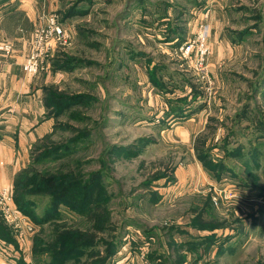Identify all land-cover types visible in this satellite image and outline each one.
Listing matches in <instances>:
<instances>
[{
  "label": "rangeland",
  "instance_id": "1",
  "mask_svg": "<svg viewBox=\"0 0 264 264\" xmlns=\"http://www.w3.org/2000/svg\"><path fill=\"white\" fill-rule=\"evenodd\" d=\"M10 1L0 7L8 3L13 7L20 5L16 0L14 4ZM147 1L146 8L152 11L161 2L184 10L182 21L188 22L180 24H185L187 30L179 46L177 40H165V26L146 28L142 24L143 17L150 16L143 8L138 9L137 0H45L46 5L44 1L37 5L34 0H24L39 10L45 5V14L71 9L77 2L88 10L87 15L62 23L67 43L50 53L37 76H29L42 80L43 87L95 99L63 114L44 109V114H35L33 121L28 120L36 123L35 127L15 131L12 138L20 144L12 142L2 151L0 166H7L8 162L17 166L7 183L1 178L0 186L10 187L14 194L19 173L27 171L31 176L34 171L67 168L81 160L82 174L105 168L99 181L108 194L106 206L111 213V226L102 237L120 241V252L113 264H264V146L251 138L246 118H239L245 110V117L264 112V83L256 93V82L264 75V0H203L200 9L185 0ZM179 12L176 10V15ZM9 25L8 16L3 21L0 42H8L14 48L4 33ZM201 25L208 26V34L212 32L206 41L209 54L203 69L196 64L197 48L190 55L183 49L196 40ZM246 29L249 32L239 39L238 34ZM31 42L34 44L33 35ZM137 52L144 53L152 66L163 67L166 82L187 85V81L198 88L201 95L192 105L194 111L174 118L170 107L171 116H167V97L186 95L190 88L183 91L176 87L167 96L157 92L147 74L148 59L138 57L136 61ZM66 54L82 62L74 63L73 69L54 70L56 58ZM66 125L94 129V134L67 154L34 163L38 140L45 138V145L52 149L77 135ZM19 135L25 140H20ZM203 135L207 147H214L218 155L225 143L228 149L243 147L245 154L260 147V167L254 166L252 173L261 177L262 189L240 187L230 176L216 181L196 154V142ZM34 138L36 141L30 142ZM112 147L116 149L109 156ZM127 150L135 156L128 157ZM218 155L225 158L224 154ZM31 167L33 171L29 170ZM243 177L246 185L251 183V176ZM47 203V199L39 201L38 213ZM1 216L7 222L0 211ZM75 217L64 213L59 223L72 226L70 220ZM208 220L215 230L194 224L202 225ZM90 226L86 223L83 228ZM10 227L20 250L0 242V264H17L21 256L27 264H35L32 246L40 228H23L22 232ZM43 228L47 234L52 231L50 225ZM215 235L220 240L218 245L226 244L224 248L212 247L207 255L204 243L191 238ZM94 248L97 258L83 248L81 262L72 260L69 264H95L111 251L103 244Z\"/></svg>",
  "mask_w": 264,
  "mask_h": 264
},
{
  "label": "trees",
  "instance_id": "2",
  "mask_svg": "<svg viewBox=\"0 0 264 264\" xmlns=\"http://www.w3.org/2000/svg\"><path fill=\"white\" fill-rule=\"evenodd\" d=\"M185 1L196 9H200L204 6L203 0ZM6 2H8V0H0L1 5ZM147 3V0H137L138 9L143 8L144 13H147L150 16L149 18L144 16L141 21L142 24H144L146 28L153 25L165 26V40L172 42L177 40V46H179L182 40L185 39L184 34H186L187 30L185 24L188 22V19L182 21L184 18V10L182 8L180 10V6L174 5L173 3L161 2L156 3L157 10L152 11L151 9L146 8ZM80 4L81 2H77L75 6L71 7V9H61L57 13L61 25L68 19L87 15L88 10L84 9ZM176 10L180 11L179 15H176ZM187 16L189 17V14ZM180 22H184V26H182ZM62 27L64 26L62 25ZM248 32L249 29L240 32L238 34L239 39ZM235 41L236 39H233V42ZM138 57L148 59V57L142 52L136 53V61H138ZM81 62L80 59L66 54L63 58L57 57L52 65L55 68L54 70L63 71L66 68L73 69L74 63ZM146 65L149 80L154 84V87L156 86L157 92L160 94L167 96V94L175 92L176 87H180L183 91H185L186 88H190V93H187L186 95L173 96L171 98L167 97L169 108L167 116H171L170 107L174 112V115L172 116L174 118L184 117L189 112H192V110L194 111V109H192L194 106L193 103L198 100V96H200L201 93L193 83L187 81V85H174L171 82L168 83L165 81V71L161 65L152 66V61L149 59ZM263 83L264 75H262L261 79L256 82V93L260 90V86H263ZM56 89L55 87L50 89L48 87H43V106L46 110H55V113L57 114H63V112L65 113L75 105L84 104L85 101L89 102L95 99V97H87L82 94L75 96L66 95L63 91L61 92V90ZM189 96H192V100H189ZM202 106L203 105H200V108H202ZM246 109H248V105L246 106ZM245 112L244 115L239 117L240 120L246 118L245 121L249 128L248 131L251 132V138L254 137V142L257 144L260 143V146L263 147L264 112H259L258 115L254 112V115L250 114L251 116L246 114V117ZM66 128L78 132L77 135L69 139L66 143H62L52 149H48L49 145H45V138H42L43 140H38L35 143L36 146L34 145L35 150H39L36 158L34 159L33 157L34 163L38 164L50 161L52 157H55L60 153L67 154V152H71L75 146L82 144L94 134V129H73L71 125H66ZM247 134H249V132H247ZM204 137L205 135L199 137L200 139L196 142V154L198 160L205 165L204 167L206 170L212 174L216 181L221 182L226 179V176H230L235 178L240 187L248 188L255 186L257 189L259 187L262 189L263 186L260 183L261 177L252 173L254 166L257 168L260 167L259 160L263 155L260 147H254L248 152V154H245L243 147L228 149L225 143L223 147L220 148L222 152L218 155L214 152V147H207L206 139ZM38 142L42 143L37 145ZM115 149L116 148L112 147L108 155L111 156ZM126 152H129L127 154L128 157L135 156L134 154L132 155V151L127 150ZM222 154L225 155L224 159L216 157V155L220 156ZM82 163L81 160H76L74 166L71 167L44 169L41 172L34 171L31 176L26 174V171L22 174L19 173L15 177L13 194L14 205L21 215L30 220L35 230L40 228V231L38 230L40 233L38 232L34 237L32 246V256L35 264H69L72 260L81 262V257L83 255L80 253V250L83 248L89 255H93V258H95V255L98 252L94 247H98L101 244L111 251L107 252L106 255L99 257V261H96L95 264H113L116 256L120 252V241H107L105 239L106 237H102L106 235L105 233L110 232L111 226V213L106 206V202L109 200L107 197L108 194H106L105 188L102 186L101 181H99L105 168L102 167V169L98 171L82 174ZM33 169V167L29 168V170L32 171ZM243 176L247 178L248 176H251V183L246 185ZM262 190L264 191V188ZM44 199H47L48 203L43 212L38 213L39 201H43ZM64 213L77 216L70 220L74 225H60V221H63L64 219ZM86 223H90V228H83ZM194 224L197 228H211L215 230V225H211L209 220L203 222L202 225ZM46 225H50L52 229L48 234L43 228ZM51 238H53L52 241H50ZM191 238H199L198 242L204 243L206 246L204 254L206 255L212 251V247L219 246L224 248L226 244V242H224L218 245L220 240H218L219 238H217L216 235L212 238L200 236H193ZM0 242L10 244L15 250H20V243L18 242L15 232L11 229L10 225L5 222L2 216L0 217ZM19 259L20 261L17 264H27L22 256ZM88 264L90 263L88 262Z\"/></svg>",
  "mask_w": 264,
  "mask_h": 264
},
{
  "label": "crops",
  "instance_id": "3",
  "mask_svg": "<svg viewBox=\"0 0 264 264\" xmlns=\"http://www.w3.org/2000/svg\"><path fill=\"white\" fill-rule=\"evenodd\" d=\"M14 1L10 2L14 4ZM16 1L20 2L18 7H13L10 3L8 6L0 7V32L4 19L9 16L10 25L4 29V33L14 43L13 55L10 58L0 57V156L3 154L2 151L12 145V142L16 143L17 139L15 138L14 141L12 138L16 134L15 131L32 129L36 126V123L32 122V116L45 112L43 94H41L43 81L34 79L33 76L38 74L33 76L24 74L23 64L31 54L32 35L40 24L42 15L47 11L46 3L45 0H34L37 5L44 1L45 5L39 10L33 7V4L24 3V0ZM9 6L12 8L10 9ZM209 35H212V32ZM40 97L39 102L37 100ZM19 138L25 140L22 135H19ZM35 141V138L30 139V142ZM17 142L20 144V141ZM8 163L7 166H0V182L1 178H4L3 182L7 183V178L12 177L15 172L17 165H14V162ZM6 188L10 189L8 186H0L2 190Z\"/></svg>",
  "mask_w": 264,
  "mask_h": 264
},
{
  "label": "built area",
  "instance_id": "4",
  "mask_svg": "<svg viewBox=\"0 0 264 264\" xmlns=\"http://www.w3.org/2000/svg\"><path fill=\"white\" fill-rule=\"evenodd\" d=\"M33 36L32 53L23 64V71L27 75L38 74L50 53L60 44L67 43L65 31L57 13L42 15L40 24L34 29ZM208 37V26L201 25L196 40L189 46L183 47L187 55L194 53V48H197V52L195 51L196 64H198L199 69L206 66L207 55L209 54V48L206 45ZM13 53L14 48L10 43L0 42V57L10 58ZM0 211L7 223L16 228L17 231L24 232L23 228L28 229L26 231L34 230L30 220L17 211L13 201V192L9 188L0 191Z\"/></svg>",
  "mask_w": 264,
  "mask_h": 264
}]
</instances>
